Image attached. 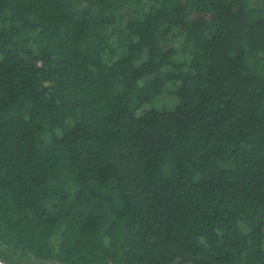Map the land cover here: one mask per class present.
I'll return each instance as SVG.
<instances>
[{
  "label": "trees",
  "instance_id": "obj_1",
  "mask_svg": "<svg viewBox=\"0 0 264 264\" xmlns=\"http://www.w3.org/2000/svg\"><path fill=\"white\" fill-rule=\"evenodd\" d=\"M255 1L0 0L5 264H264Z\"/></svg>",
  "mask_w": 264,
  "mask_h": 264
},
{
  "label": "rangeland",
  "instance_id": "obj_2",
  "mask_svg": "<svg viewBox=\"0 0 264 264\" xmlns=\"http://www.w3.org/2000/svg\"><path fill=\"white\" fill-rule=\"evenodd\" d=\"M261 3H259L258 1L253 0V4L255 6H259ZM173 89L174 86L168 84L167 87L164 89L163 93H162V97L164 100H166V105H173L177 103V98L176 96L173 94Z\"/></svg>",
  "mask_w": 264,
  "mask_h": 264
},
{
  "label": "water",
  "instance_id": "obj_3",
  "mask_svg": "<svg viewBox=\"0 0 264 264\" xmlns=\"http://www.w3.org/2000/svg\"><path fill=\"white\" fill-rule=\"evenodd\" d=\"M0 264H5V263L0 259Z\"/></svg>",
  "mask_w": 264,
  "mask_h": 264
}]
</instances>
